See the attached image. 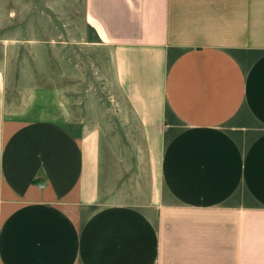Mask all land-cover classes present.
I'll return each mask as SVG.
<instances>
[{
  "label": "crops",
  "instance_id": "1",
  "mask_svg": "<svg viewBox=\"0 0 264 264\" xmlns=\"http://www.w3.org/2000/svg\"><path fill=\"white\" fill-rule=\"evenodd\" d=\"M78 1L110 104L0 63V264H264V0Z\"/></svg>",
  "mask_w": 264,
  "mask_h": 264
},
{
  "label": "rangeland",
  "instance_id": "2",
  "mask_svg": "<svg viewBox=\"0 0 264 264\" xmlns=\"http://www.w3.org/2000/svg\"><path fill=\"white\" fill-rule=\"evenodd\" d=\"M81 7L78 0H0V63L18 88L7 93L16 110L25 97L18 85L34 75L37 82L62 84L74 105L110 104L99 55L85 47L76 26L66 27Z\"/></svg>",
  "mask_w": 264,
  "mask_h": 264
}]
</instances>
